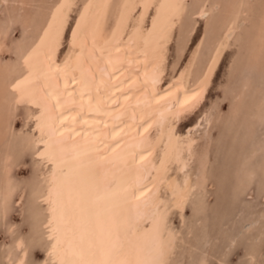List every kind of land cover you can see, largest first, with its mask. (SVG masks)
I'll return each mask as SVG.
<instances>
[{
    "label": "bare ground",
    "instance_id": "6f19581e",
    "mask_svg": "<svg viewBox=\"0 0 264 264\" xmlns=\"http://www.w3.org/2000/svg\"><path fill=\"white\" fill-rule=\"evenodd\" d=\"M113 1H85L61 55L76 0L57 3L41 39L24 50L18 80L8 84L12 101L30 93L37 107L28 112L36 116L32 141L45 142L43 160L51 163L33 188L34 199L47 202L34 210L37 236L47 241L41 264H172L178 234L168 212L182 211L194 188L188 174H171L174 164L187 167L195 140L176 125L203 100L243 10L239 0L194 82L195 52L162 86L183 1ZM206 13L205 7L197 12ZM10 180L0 191L5 204L13 195ZM15 247L10 264H25L24 240L16 239Z\"/></svg>",
    "mask_w": 264,
    "mask_h": 264
},
{
    "label": "rangeland",
    "instance_id": "374dc122",
    "mask_svg": "<svg viewBox=\"0 0 264 264\" xmlns=\"http://www.w3.org/2000/svg\"><path fill=\"white\" fill-rule=\"evenodd\" d=\"M85 1L76 0L68 15L60 55L68 50ZM182 1L185 10L173 29L162 86L194 52L189 82L197 79L239 0ZM60 2L0 0V191L7 177L14 187L8 204L0 192V264H10L16 256L18 238L25 242V264H41L47 251L34 217L35 208L45 209L47 202L35 200L33 188L51 164L43 160L45 142L32 141L36 116L28 117V112L37 107L29 92L13 101L6 95L13 86L8 84L18 80L23 54L41 39ZM242 2L203 100L176 125V132L190 133L195 140L187 167L179 170L174 164L171 174H188L194 188L182 211L172 207L168 212L169 225L178 234L172 264H264V0ZM201 7L207 9L206 17L197 14Z\"/></svg>",
    "mask_w": 264,
    "mask_h": 264
}]
</instances>
